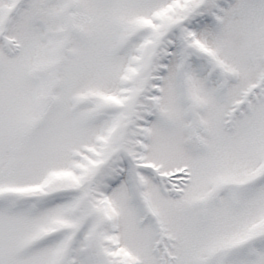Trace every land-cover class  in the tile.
Returning a JSON list of instances; mask_svg holds the SVG:
<instances>
[{"label":"snow or ice","instance_id":"obj_1","mask_svg":"<svg viewBox=\"0 0 264 264\" xmlns=\"http://www.w3.org/2000/svg\"><path fill=\"white\" fill-rule=\"evenodd\" d=\"M0 264H264V0H0Z\"/></svg>","mask_w":264,"mask_h":264}]
</instances>
